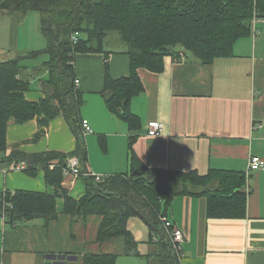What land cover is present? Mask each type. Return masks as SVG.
<instances>
[{"label":"crops","instance_id":"1","mask_svg":"<svg viewBox=\"0 0 264 264\" xmlns=\"http://www.w3.org/2000/svg\"><path fill=\"white\" fill-rule=\"evenodd\" d=\"M259 30L256 38H261V48L249 37L251 41L235 43L231 55L217 57L209 64L167 56L162 72L140 68L145 90L132 100V109L142 120V127L135 131L107 107L102 94L106 59L112 77L130 74L131 58L124 44L119 40L117 47L112 43L104 51L75 55L84 98L80 114L94 130L85 135L90 172L105 176L129 171V138L137 134L133 147L148 167L195 169L201 174L218 168L247 174L244 218L208 217L204 196L174 198L167 217L185 232L182 264H264V168L249 171L252 155L264 158V33ZM112 42L118 43L117 38ZM32 71L31 88L25 96L39 100L45 96L41 78L48 72ZM150 120L164 123L161 134L147 133ZM38 129L36 118L20 124L11 120L5 155L14 148L24 153H69L76 149V136L63 115L50 122L43 137L31 141ZM14 165L5 164L0 157V189L55 191L46 183L44 170L31 176ZM63 186L75 198L86 193L81 178L65 176ZM64 205V198H58V216L49 222L39 217L13 227L0 216V264H84L88 253L115 254L116 264H146L139 255L125 254V236L98 240L103 216L91 214L84 220H73L64 212ZM127 226L138 242V251L146 254L150 249L146 223L132 216Z\"/></svg>","mask_w":264,"mask_h":264},{"label":"trees","instance_id":"2","mask_svg":"<svg viewBox=\"0 0 264 264\" xmlns=\"http://www.w3.org/2000/svg\"><path fill=\"white\" fill-rule=\"evenodd\" d=\"M0 11L18 20L29 12H40L41 30L47 40L43 49L0 62V157L7 165L24 161L27 167L23 171L31 176L44 170L46 183L55 187L53 193L0 189V216L10 226L39 217L45 222L57 218V199L64 198V212L73 220H84L91 214L103 216L100 242L123 235L127 255H139L146 264H182L162 220L176 196L206 197L208 217H246L245 171L210 168L201 174L195 169L148 167L134 150L137 134L129 138L130 170L97 179L86 167L88 147L80 114L84 98L76 84L75 55L104 51L107 39L117 33L131 58L130 74L112 77L106 59L102 94L107 107L135 131L142 127V120L133 111L132 100L145 90L139 69L162 72L167 56L175 60L193 57L209 64L217 57L231 55L235 42L253 33L254 19L264 18V0H0ZM74 34L78 35L77 43L73 42ZM41 54L49 58L32 72H48L41 78L45 96L29 100L25 93L31 88L32 73L22 61ZM59 115L65 117L76 136L73 152L24 153L14 148L5 155L11 120L20 124L36 118L39 129L31 141H38ZM73 156L81 162L82 172L77 178L86 185V193L80 198L63 186L66 161ZM54 160L58 163L51 168ZM132 216L141 218L149 228L150 249L144 255L127 226ZM117 258L115 254L88 253L84 264H116Z\"/></svg>","mask_w":264,"mask_h":264},{"label":"rangeland","instance_id":"3","mask_svg":"<svg viewBox=\"0 0 264 264\" xmlns=\"http://www.w3.org/2000/svg\"><path fill=\"white\" fill-rule=\"evenodd\" d=\"M14 17L9 14H3L0 11V60L6 61L16 58L19 54L28 53L33 50L43 49L47 46V40L41 30V14L38 11H32L26 14L20 21L15 22ZM259 25V24H257ZM264 33V24L259 26ZM115 34V35H112ZM113 38H117L118 43L112 42L111 37L106 41L105 48L117 47L121 42L117 33H112ZM116 36V37H115ZM253 33L249 36L239 38L235 43L244 40L251 41L255 39V45L261 48V38H256ZM255 37V38H254ZM235 48V47H234ZM10 57V58H8ZM47 54H41L35 57L26 58L22 64L29 68V71L40 67L47 59ZM193 59V57H191Z\"/></svg>","mask_w":264,"mask_h":264},{"label":"built area","instance_id":"4","mask_svg":"<svg viewBox=\"0 0 264 264\" xmlns=\"http://www.w3.org/2000/svg\"><path fill=\"white\" fill-rule=\"evenodd\" d=\"M263 23L264 24V18L256 17L253 21V34L258 35L260 33L259 27L257 24ZM73 42L77 43L79 41L78 35L74 34L72 36ZM76 84H79V79H76ZM82 126H83V133L84 135L93 133V127L91 126L88 119L82 120ZM164 130V123L159 120H150L147 124V133L150 136L159 135ZM58 163V160H54L50 163V167L53 168L55 164ZM27 167V164L22 162H17L14 165V169L16 170H25ZM264 168V158L259 155H252L249 160V171H260ZM82 168H81V162L78 157H69L66 161V167L64 168V175L65 176H73L78 177L81 175ZM97 179H100V175H97ZM6 192V189L3 190ZM12 192V191H11ZM7 205L11 206L10 203H7ZM4 218V217H3ZM162 220L164 222V225L167 229L170 231V235L172 238V241L175 244V248L181 255L182 251V243L185 239V232L182 228L177 227L167 216H163Z\"/></svg>","mask_w":264,"mask_h":264}]
</instances>
